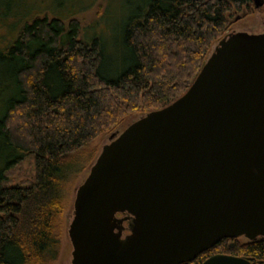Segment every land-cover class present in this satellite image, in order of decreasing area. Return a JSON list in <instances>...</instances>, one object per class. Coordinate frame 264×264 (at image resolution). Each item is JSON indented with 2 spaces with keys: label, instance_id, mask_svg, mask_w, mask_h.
Returning <instances> with one entry per match:
<instances>
[{
  "label": "trees",
  "instance_id": "trees-1",
  "mask_svg": "<svg viewBox=\"0 0 264 264\" xmlns=\"http://www.w3.org/2000/svg\"><path fill=\"white\" fill-rule=\"evenodd\" d=\"M19 1L0 0V264H50L63 189L94 152L84 147L125 115L181 94L232 17L255 7L250 0H126L117 13H103V26L80 29L77 18L61 16L67 13H22ZM217 252L257 262L264 239L222 237L177 264Z\"/></svg>",
  "mask_w": 264,
  "mask_h": 264
},
{
  "label": "water",
  "instance_id": "water-1",
  "mask_svg": "<svg viewBox=\"0 0 264 264\" xmlns=\"http://www.w3.org/2000/svg\"><path fill=\"white\" fill-rule=\"evenodd\" d=\"M71 207L70 264H177L222 237L264 239V29L225 32L181 94L111 131Z\"/></svg>",
  "mask_w": 264,
  "mask_h": 264
},
{
  "label": "rangeland",
  "instance_id": "rangeland-1",
  "mask_svg": "<svg viewBox=\"0 0 264 264\" xmlns=\"http://www.w3.org/2000/svg\"><path fill=\"white\" fill-rule=\"evenodd\" d=\"M14 1V0H13ZM21 1V0H20ZM16 3V7H19L20 12L30 13L34 11L35 8L42 15L47 13L49 17L53 16L56 12L67 13L65 16L66 20L75 17L79 20L80 29L88 28L91 25V22H96L97 27L99 28L102 25L101 16L103 13L114 12L117 13L121 10V6L124 5L126 0H117L116 4L111 5L108 0H22L21 2ZM250 4L253 7L252 0ZM264 4V2H263ZM254 12L249 15H243L241 13L236 14L232 17L228 29L230 30H245L249 32H257L264 29V5L259 8H254ZM40 10V11H39ZM70 11V12H68ZM57 15V14H56ZM120 17L115 16L114 21L119 20ZM19 23V22H18ZM20 24V23H19ZM95 32V31H94ZM222 36V35H221ZM217 40V39H216ZM213 41L209 47L211 49L212 45L216 42ZM208 50V51H209ZM208 53V52H207ZM139 114H127L120 121V123L112 130L107 132H101L98 134L83 150L88 151L91 147H94V152L91 155L90 159L82 160L80 163V168L77 170L75 175L70 179L66 184L63 191L65 198L63 201V208L60 216V232H59V243L57 249V256L50 264H70V243L66 235L67 223L71 216V202L73 198L74 187L82 180L85 176L88 166L92 161L95 154L98 152L100 146L107 142L109 139V133L111 131H120L124 126H126L130 121L136 118ZM81 155V153H80ZM28 156L22 160V168L28 172L30 170V165L28 164ZM23 175H20L16 180L22 178ZM125 225V222H123ZM126 230H123L122 233H125ZM239 240H244L242 236H237Z\"/></svg>",
  "mask_w": 264,
  "mask_h": 264
},
{
  "label": "flooded vegetation",
  "instance_id": "flooded-vegetation-1",
  "mask_svg": "<svg viewBox=\"0 0 264 264\" xmlns=\"http://www.w3.org/2000/svg\"><path fill=\"white\" fill-rule=\"evenodd\" d=\"M125 222V221H124Z\"/></svg>",
  "mask_w": 264,
  "mask_h": 264
}]
</instances>
